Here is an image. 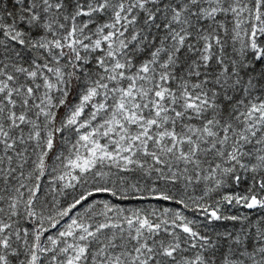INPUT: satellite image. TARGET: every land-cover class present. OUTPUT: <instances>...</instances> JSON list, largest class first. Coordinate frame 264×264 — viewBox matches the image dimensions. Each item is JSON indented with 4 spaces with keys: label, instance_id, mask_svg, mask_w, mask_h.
<instances>
[{
    "label": "snow or ice",
    "instance_id": "1",
    "mask_svg": "<svg viewBox=\"0 0 264 264\" xmlns=\"http://www.w3.org/2000/svg\"><path fill=\"white\" fill-rule=\"evenodd\" d=\"M0 264H264V0H0Z\"/></svg>",
    "mask_w": 264,
    "mask_h": 264
}]
</instances>
